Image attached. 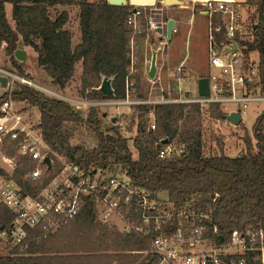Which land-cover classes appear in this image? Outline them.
<instances>
[{
  "label": "trees",
  "instance_id": "trees-1",
  "mask_svg": "<svg viewBox=\"0 0 264 264\" xmlns=\"http://www.w3.org/2000/svg\"><path fill=\"white\" fill-rule=\"evenodd\" d=\"M68 0H0V41L15 68L19 43L38 53V64L54 86L64 89L81 63V95L87 101L121 100L125 96V78L129 65V37L124 26L127 7L108 5L107 0L95 3L79 2L80 43L71 48V34L63 30L67 14L54 22L48 19L46 7L68 4ZM256 8V27L248 51H257L261 91L264 93V0H246ZM6 5H11L10 25ZM39 42V45L36 43ZM27 79L31 80L29 77ZM139 79V77H138ZM110 81L112 96L100 86ZM18 104L34 107L40 114L38 128L47 145L68 160L84 167L106 168L118 165L132 183L154 192H166L174 206H180L193 194L206 199L217 194L214 216L219 233L226 239L233 230L246 227L264 228V111L256 118L251 137L243 140L245 151L236 157L220 153L202 155L201 116L197 104L139 105L132 117L135 128L132 146L117 128H103L95 106H89L84 118L75 107L35 88L17 84L0 96V105L7 98ZM211 119L225 121L219 106L204 109ZM155 124L150 130L149 113ZM90 136L94 146L84 142L72 144L77 137ZM167 144L184 148L180 157L163 160L156 145ZM219 149L222 144L218 140ZM3 153L16 163L13 178L26 190L24 174L32 162L17 152L16 141L4 140ZM1 212H6L0 209ZM150 238L130 232L121 234L115 228L101 224L95 204L87 200L75 220L53 235L40 236L21 251L18 247L0 264H135L138 256L130 254L149 247Z\"/></svg>",
  "mask_w": 264,
  "mask_h": 264
},
{
  "label": "built area",
  "instance_id": "built-area-1",
  "mask_svg": "<svg viewBox=\"0 0 264 264\" xmlns=\"http://www.w3.org/2000/svg\"><path fill=\"white\" fill-rule=\"evenodd\" d=\"M153 6L126 5L124 26L129 37V65L125 78V96L121 100L101 102L110 106H139L166 104H197L202 109L234 104L243 119L248 104L264 103L259 75L257 51H248L253 42L256 21L246 22L244 8L235 2L196 0L195 4L207 16L206 48L207 74L187 81L185 59L173 71L177 95L171 96L161 86V72L169 42L178 33L174 21L172 38H167V24L172 20L166 11L173 5L159 1ZM235 42V49H231ZM1 47L5 45L0 41ZM155 54V74L148 77L152 54ZM141 76L150 87L158 86L155 98L136 97L132 76ZM0 76L7 78V92L14 83L49 91L32 80L0 67ZM199 78L208 79L209 94L200 97ZM33 83L34 86H32ZM193 88L194 96L190 91ZM76 108L94 106L93 102L77 101L50 93ZM151 93L149 92V96ZM100 103V104H101ZM99 104V103H97ZM18 103L9 97L0 105V248L24 250L33 240L53 235L75 220L87 200L95 204L97 220L108 227H116L121 234L134 232L150 238L149 247L130 254L138 256L135 264H264V228L235 229L224 239L215 221L217 194L206 199L193 194L180 206L170 202L166 192H154L134 185L118 165L106 168H84L53 152L47 145L39 123L29 125ZM244 109L243 111L240 108ZM262 113V112H261ZM260 113V114H261ZM153 115L149 113V119ZM154 131V120L149 124ZM16 141L17 152L33 166L23 176L27 190L13 178L16 163L3 153L4 140ZM158 157L170 160L184 154L175 144L161 145ZM48 158L49 164L44 162ZM119 222L121 228L117 224ZM222 237V239H220Z\"/></svg>",
  "mask_w": 264,
  "mask_h": 264
},
{
  "label": "rangeland",
  "instance_id": "rangeland-1",
  "mask_svg": "<svg viewBox=\"0 0 264 264\" xmlns=\"http://www.w3.org/2000/svg\"><path fill=\"white\" fill-rule=\"evenodd\" d=\"M97 0H68V4H58L55 6H47L46 12L48 19L54 22L62 13L67 14V22L63 26V30L68 31L71 36V48L79 41L80 29H79V2H89L95 3ZM226 2H235L243 6L244 8V18L246 22L256 21V8L254 6H249L245 3V0H220ZM168 6L170 4L166 3ZM157 6H161L159 1H156ZM200 7H198V10ZM6 18L11 26L13 22L11 20V5H6L5 7ZM166 16L170 19H177L179 21H184L187 17L182 9H175L171 7L166 11ZM195 16H199L196 14ZM183 18V19H182ZM200 20L194 19L191 23L179 24L178 33L174 35L172 40L168 44L166 54L164 56L165 67L161 72V86L163 89H168L171 96L177 95V89L173 80V71L178 64L185 59V67L187 68V81H195L198 76H205L207 74V53H206V39L204 32L206 31L207 16H200ZM200 23V24H199ZM190 27V28H189ZM190 29L188 37L186 36L187 30ZM39 45V42H36ZM19 45V44H18ZM23 50L26 53V59L23 62L16 61V64L20 66L22 73H20L15 65L11 62L10 57L5 53L6 44L1 47L0 44V67L10 70L18 76L29 77L35 85L47 91H51L55 94L66 95L67 98H71L77 101L85 100L81 95V63H77L74 67V74L71 80L67 83L64 89H58L51 83L50 78L45 73L44 69L38 64V53H36L31 47L24 46L21 44ZM18 48V46H17ZM255 62H258V55L253 54L252 56ZM131 82L135 87L136 97H151L155 98L160 94L158 86L152 87L150 90L149 85L145 80L135 74L132 76ZM17 83H14L12 89L16 87ZM194 86L190 91L191 96H194L193 92ZM7 88L0 87V96L7 92ZM11 89V90H12ZM149 92L151 93L149 96ZM51 97H55L50 93H46ZM58 98V97H57ZM111 100V99H110ZM87 101V100H85ZM105 101H89L93 102L95 108L99 113V118L102 122L103 128L108 129L110 127L117 128L121 136L128 140V145L132 152L133 159H136L137 153L132 146V140L135 134V128L131 127L132 117L137 114L136 106H116L112 107L110 105H104L101 102ZM99 103V104H97ZM101 103V104H100ZM75 107V106H74ZM18 111L24 114V119L29 125L37 124L40 121V114L38 110L26 104H18ZM236 106L234 104L223 105L220 109L221 112L229 113L231 110H235ZM75 109L85 118L87 115L88 108L79 107ZM241 111L242 107L240 108ZM264 111V103L253 104L250 103L247 109L244 110L242 123L235 127L226 121H217L211 119L209 115L203 109L201 116V136H202V150L201 153L205 157L217 156L223 153L229 157H236L241 153H244L245 146L243 143L244 138L251 137V129L261 112ZM223 113V114H224ZM153 119L150 118L148 125ZM218 140L222 144V150L219 149ZM84 142L88 148L94 146V141L90 136H82L80 138H75L72 144H79ZM121 228L119 222L111 221ZM115 228L116 227H108ZM118 230V229H117ZM23 251V250H21ZM10 252V249L0 248V256H6Z\"/></svg>",
  "mask_w": 264,
  "mask_h": 264
},
{
  "label": "water",
  "instance_id": "water-1",
  "mask_svg": "<svg viewBox=\"0 0 264 264\" xmlns=\"http://www.w3.org/2000/svg\"><path fill=\"white\" fill-rule=\"evenodd\" d=\"M108 5L111 6H153L156 3V0H107ZM170 5L173 4V2L168 1L166 2ZM174 25L173 20H169L167 24V38L170 40L172 38L171 34V29ZM236 44L235 42H232V47L231 49H235ZM14 58L19 61L23 62L26 59V53L23 50L21 43H19L18 48L15 50L13 54ZM156 68H155V54H152L151 58V65L150 69L148 71V77L150 79L153 78L155 74ZM0 87L1 88H6L7 87V78L4 76H0ZM100 89L107 95L112 96V88L110 81L108 80H103L102 84L100 86ZM197 91L198 95L200 97H206L209 94V87H208V79L207 78H199L197 81ZM223 119L228 122L229 124L238 127L242 123V118L238 112H231L230 114H223ZM167 143L166 139L161 140L157 145H156V151L159 149L161 145H165ZM44 162L46 164H49L48 158H45ZM222 239V237H220Z\"/></svg>",
  "mask_w": 264,
  "mask_h": 264
},
{
  "label": "crops",
  "instance_id": "crops-1",
  "mask_svg": "<svg viewBox=\"0 0 264 264\" xmlns=\"http://www.w3.org/2000/svg\"><path fill=\"white\" fill-rule=\"evenodd\" d=\"M156 1H163L165 3L168 1H171V2H173V4H172L174 6L173 8L183 10V12L187 16V17H184V18H186L184 21H182V20L179 21L178 17H177V19H174V18L172 19L173 21L177 22L178 25L183 24V23L184 24L191 23V22H193L194 19H198L202 23L200 16H205V13H203L200 9L198 10L199 6L195 4L196 0H156ZM196 14H198L199 16H195ZM189 32H190V29L187 30V34H186L187 37L189 35ZM204 34H205V39H206V31L204 32ZM79 43H80V35H79V41L77 42L76 45H78ZM206 53H207V48H206ZM198 77H201V76H198ZM58 94H60V93H58ZM60 95H62V94H60ZM62 96H64V95H62ZM64 97H66V95ZM112 107H116V106H112ZM119 107H122V106H119Z\"/></svg>",
  "mask_w": 264,
  "mask_h": 264
},
{
  "label": "bare ground",
  "instance_id": "bare-ground-1",
  "mask_svg": "<svg viewBox=\"0 0 264 264\" xmlns=\"http://www.w3.org/2000/svg\"><path fill=\"white\" fill-rule=\"evenodd\" d=\"M30 84H32V86H34V84L32 82ZM50 93H52V92H50Z\"/></svg>",
  "mask_w": 264,
  "mask_h": 264
}]
</instances>
